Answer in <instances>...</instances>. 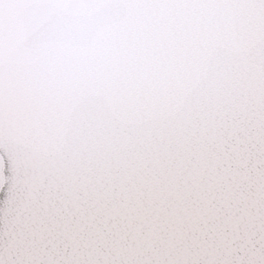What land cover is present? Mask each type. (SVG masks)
I'll return each mask as SVG.
<instances>
[{
    "label": "snow or ice",
    "instance_id": "snow-or-ice-1",
    "mask_svg": "<svg viewBox=\"0 0 264 264\" xmlns=\"http://www.w3.org/2000/svg\"><path fill=\"white\" fill-rule=\"evenodd\" d=\"M0 264H264V0H0Z\"/></svg>",
    "mask_w": 264,
    "mask_h": 264
}]
</instances>
